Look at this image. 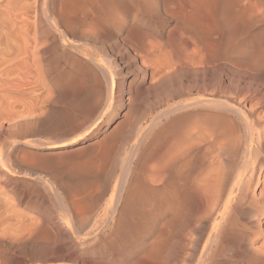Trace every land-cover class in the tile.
Instances as JSON below:
<instances>
[{
    "label": "rangeland",
    "instance_id": "rangeland-1",
    "mask_svg": "<svg viewBox=\"0 0 264 264\" xmlns=\"http://www.w3.org/2000/svg\"><path fill=\"white\" fill-rule=\"evenodd\" d=\"M256 1L153 0L152 9L147 10L140 0H0V156L9 163L2 171L4 180L0 178V264H72L55 250L60 245L56 236L60 234L65 208L74 215L89 212V207L99 208L98 217L83 230L99 224L103 228L100 227L101 238L106 236L108 242L112 241L115 234L108 237L111 232L104 227L106 222L111 224L110 216L108 221L102 218L113 211L114 195L127 176L125 169L144 156L141 151L148 145L154 148L148 162L156 163L155 157H162L158 153L166 154L177 144L180 128H187L183 121L188 123L192 118L193 124L188 126L196 125V114L202 109L198 104L201 76L207 67L212 68L204 71L210 75L207 96L217 102L232 97L236 104L250 109L258 98L264 97V0ZM166 9H172L168 17ZM250 16L256 23L251 22ZM118 18L126 21L123 29L117 24ZM144 32L152 35L146 41L150 52L153 49V57L151 53L145 57L139 49ZM191 39L198 45L191 59L197 68L183 60L185 42ZM153 40L164 42L160 45L163 49L169 46L163 50ZM220 61L223 66L218 65ZM231 61L242 69L238 65V70L230 68V90L225 92L220 90L219 79L224 64ZM181 64L182 69L178 67ZM214 89L218 90L216 97L210 94ZM187 100L192 104H187ZM263 110H259L260 116ZM158 116L162 117L159 122L152 123ZM147 125V134L140 139ZM138 144L140 154L136 150ZM164 185L165 181L149 184L143 194L134 187L125 193L126 219L120 229L126 232L133 225L134 232L125 234L121 252L113 254L103 255L98 244L87 241L77 251L81 252L82 263L194 264L199 252L190 247L195 231L205 227L200 221L204 199L193 195L183 206L177 191L168 199L172 202L168 205ZM146 201L148 210L153 211L143 225L139 215ZM28 226L41 229L33 231ZM263 237L258 236L253 242L255 247ZM186 251L193 256L187 257ZM216 261L237 263L231 257ZM253 262L264 264V252Z\"/></svg>",
    "mask_w": 264,
    "mask_h": 264
},
{
    "label": "bare ground",
    "instance_id": "bare-ground-1",
    "mask_svg": "<svg viewBox=\"0 0 264 264\" xmlns=\"http://www.w3.org/2000/svg\"><path fill=\"white\" fill-rule=\"evenodd\" d=\"M140 1H142L143 6L147 10H149L155 3V2H153V0H140ZM165 2L163 1V3H165ZM169 4L170 3L165 4V6L169 5ZM187 4H186V6H187ZM190 6H192V5H190ZM162 8L165 9L166 7H162ZM169 8H172V7L170 6ZM184 9H185V7L183 8V11H184ZM262 9L264 10V5H263ZM262 9L260 8L261 11H262ZM155 10H156V8H155ZM160 10H163V9H160ZM169 10L170 9L164 10V12L167 14V17L169 16ZM181 10H182V8H181ZM165 13H163V14H165ZM175 13H177V12H174V15H176ZM184 14H185V12H184ZM251 15H253V13ZM172 16H173V12H172ZM186 17H188L187 14H186ZM160 18H161V16H160ZM249 18L252 20L251 16ZM253 18L255 20V17H253ZM185 19L183 20L184 22H186ZM189 19L190 18H188V20ZM117 20H118L117 24L119 25V28L123 29L126 21H123L122 19H119V18ZM179 20H181V17ZM251 22H254V21L252 20ZM254 23H256V22H254ZM182 27L183 26H181V28ZM179 28L180 27H178L177 29H179ZM183 28H186V27L184 26ZM173 29L174 28H172V30ZM187 29H186V31H187ZM180 31H181V29H180ZM153 32H158V30H154ZM143 34L145 36V39L140 41L139 49L145 55V57H148L150 55L149 53H151L153 49L150 52V47L147 44L146 37H152V35L150 33H146V32H144ZM184 35H186V34L184 33ZM134 36H136V35H134ZM132 38L130 36V39H132ZM134 38H136V37H134ZM182 38H184V37H182ZM190 38L191 37H189V40H190ZM156 39H157V37H156ZM189 40H187L185 42V47L183 49L185 51L183 52V50H182V52L184 53L183 54L184 55L183 60L185 62L189 61L191 67H193L194 65L191 64V59L192 60L194 59V58H192V57H194L193 52H194V50H197L198 47H196V46H198V45L195 43L196 41L194 39H193V41H195V42H193L192 39H191L192 42ZM153 42H159V41L153 40ZM130 43H131V41H130ZM161 43L159 42V44H156V45L160 46ZM165 44H167V43L165 42ZM193 44L194 45L196 44L195 47H193ZM152 45H153V43H152ZM167 45L169 46V44H167ZM167 45L165 46L166 47L165 49H167ZM181 46H184V45H182V43H181ZM130 47H133V46H130ZM151 48H155V47L151 46ZM161 48L163 49L164 47H161ZM165 49H163V50H165ZM199 52H200V48H199ZM135 53H134V55H135ZM152 53H151L150 57H153ZM144 55H142V56H144ZM179 55L181 56L182 54H179ZM137 56H139V55H137ZM135 57H136V55H135ZM176 57H178V55ZM142 58H144V57H142ZM137 59H139V58H137ZM146 59H148V58H146ZM262 59H264V58H262ZM178 60H179V57H178L177 61ZM180 61H182V60H180ZM226 61H228V59ZM178 62H176V64ZM211 62H213V61H211ZM234 62H232L234 66L232 64H230L229 62L225 63L224 64L225 69L222 70V72H221V76L219 79L220 80L219 81V83H220L219 87H220V90L222 89L225 92L230 88V83L227 80V78L229 77V74H230L229 73L230 68L231 69L234 68V70H238V68H235V65H236V67L240 66L236 62H235L236 64H234ZM193 63H194V61H193ZM170 64H172V63H170ZM170 64H169V66H170ZM194 64H196V63H194ZM213 64H212V66H213ZM215 64H217V63H215ZM219 64H222V62L221 63L218 62V65ZM196 65H198V62ZM199 65H201V64H199ZM206 65L205 66L202 65V66L205 68ZM208 65H210V63ZM169 66L167 65V67H169ZM180 66H181V68H180ZM214 66L217 67L216 65H214ZM219 66H223V64L219 65ZM176 67H174L175 70H176ZM178 67L180 69H182V64L179 65ZM184 67H185V64H184ZM194 67L197 68L196 66H194ZM186 68H188V67H186ZM220 68H218V69H220ZM239 68H241V66ZM208 69H212V68L207 67L206 71L205 70L204 71L207 73ZM244 70H245V68H244ZM204 71L202 72V76L200 75L201 76L202 94L198 98L200 101L198 104L202 107V109H201V111L197 112V114H196V119H197V122L195 121L196 125H194V127L191 126L193 128L188 126V123L193 124L191 122L192 118H191V120H189L190 122H188V123H187V121H183L184 124H187V128H183L184 126H182V128H180L181 132H179L178 137H176L178 139L177 144L172 145L171 148H169V150L166 151V154L162 151H161L162 153H158L159 155L156 154V155H158V157L162 156L160 160L156 159L155 155H153L155 157L154 160L156 163H151V161L148 162V160H149L148 157L151 160L152 159L151 156L153 153L152 152L153 147L151 145H148L145 148V150L147 149V152H145V150L141 151V152L145 153L146 155L144 154V156L138 157V160L137 161L135 160L136 161L135 164L132 163V165H130L128 169H125V170H127V176H126L125 180L122 181L123 183H121L119 189L117 190V194L114 195V198L112 196L113 202H114L113 211L111 212V214L109 212H106V213L103 212V213H105V216L103 217L104 219L102 218V220L103 221L105 219L107 220V219H109L108 217L110 216L109 220L112 221L111 224L107 223V222H106V224L104 223L105 224L104 227L107 226L111 232L110 234L108 233L109 235H107V236L109 237V236H113V234H115L114 239L112 238L113 239L112 241L109 240L110 242H108L106 239L107 238L106 236L104 238H101L100 232H102V231L100 230V227L102 228V226H100L99 224H95V223H94L95 225L92 224V226L86 232H84V230H83V229H85V227L87 229L89 223L90 224L92 223L91 220H93L94 218L96 219L98 217L97 214L99 212L98 211L99 208H97L98 209L97 210L94 207L91 210V208L89 207L88 208L90 210L89 212L83 213V211H82V214H76V215H74L73 212H71V211L67 210V208H65L64 219L62 218L63 221L60 224V227L58 230L60 233L59 235L61 237H59V235L56 236V237H58L57 240H58L60 245L55 246V250L63 253V255H62L63 259L71 260L72 264H80V263L85 264V262L82 263V261H81L82 260L81 256H80L81 252L78 253L77 251H79L80 248L85 247L87 245L86 244L87 241L89 242V240H93L92 242H90L92 244H98L99 249L103 250V253H104L103 255H106L107 253L113 254L115 252H121V249L123 247L121 245H123L122 241L125 240L124 239L126 236L125 234L131 232L132 230H135V229H133L135 227V226L133 227V225L132 226L129 225L130 227H128V228L126 227L127 229L124 230L126 232H121L122 230L120 229L122 224H123V220L126 219V217L124 216V213H126L124 205L127 202V198H125V196H124L125 193L127 194L128 192H130L132 187H134L135 191L141 190L140 192L143 194L145 190H148L149 184L165 181L164 186H165V190L167 191L166 193L168 194V198H166L168 205L172 204V202L169 201L170 200L169 198H171L172 194L176 193L177 191L180 193L181 204L183 206L187 205L188 200H190L193 195H195L198 198L201 197L204 199L203 204L205 205V209H204L201 217L200 216H197V217L201 218L200 219L201 225L203 224L205 226L203 228L207 229V231L204 229L195 231L194 242L192 244L190 243L191 244L190 248H192V249L194 248V249L198 250V252H199V255L197 256L194 264H219L220 262L218 263L216 261L217 259H219V257H222V258L231 257V259L235 258V260H237L236 264H255L253 262V260L257 259L260 256L261 252H264V239L262 241H260L261 242L260 245H258L256 247L253 244V242L258 238V236H264V218L263 219L261 218L262 216H264V110H263V113H261L262 116L259 115V110L264 108V97L258 98L255 105L252 106L250 109H246V108L239 106L238 104L235 103V101H232V97L230 100H226V101H222V100L218 99L219 102H217V99H214L213 97L210 98L209 96H207V90L210 86V79L207 76L209 74H205ZM208 73H211V72H208ZM245 73L247 74L246 71H245ZM258 76H260V75H258ZM189 77H191V76H189ZM262 80H264V79H262ZM214 81H215V79H214ZM257 81H259V80L257 79ZM189 82L190 81H188V83ZM211 82H212V80H211ZM240 83H242V82H240ZM242 85H246V84H242ZM250 86H252V85H250ZM217 91H218L217 89H214V90L210 91L211 92L210 94L215 95V94H217ZM227 93H224V94L227 95ZM230 93H232V92H230ZM238 93L236 95H238ZM262 96H263V94H262ZM214 97H216V95ZM193 98H195V97H193ZM129 99H130L129 94H127L126 100H128V102H130ZM198 99L196 98L195 101H197ZM122 101H124V98ZM183 103H185V101ZM189 103H191V101L187 100V104H189ZM183 105L184 104H182V106ZM179 106H181V104H179ZM210 107L211 108H223L225 111H220V112L214 111L212 109H209ZM184 108H185V105H184ZM190 108H191V106H190ZM190 114H192V113H190ZM194 114L195 113H193L192 115L194 116ZM160 118H162V117L161 116L155 117L152 120V123H155ZM177 119H179V117ZM119 123H121V122H119ZM149 127H150V125H147L145 127L146 129H145L142 137L139 136V138L141 137L140 139L143 138L144 134H147L146 133L148 131L147 128H149ZM141 132H143V130ZM173 134L177 135V133H173ZM176 135H174V136H176ZM170 139H172V137ZM173 142L175 143V141H173ZM144 143H146V142H144ZM139 146L140 145L138 144V147H137L138 149H136V150H138V152L140 151ZM141 147H142V144H141ZM139 154H140V152H139ZM135 155L136 154L134 153V156ZM8 167H9V163L7 161H4L2 159V157L0 156V178H1V180H4V178H5V176H4L5 174H2V171L7 169ZM127 167H128V164H127ZM6 176H7V174H6ZM160 184L161 183H159V185ZM16 187H14V188H16ZM142 194H140V195H142ZM63 198H65V197H63ZM151 198H152V196H151ZM140 199H142V198H140ZM135 201H137V199ZM105 203L107 204V202H105ZM133 203H134V201H133ZM75 204L77 205L76 202H75ZM108 204H107V206H108ZM118 205L119 206L121 205L120 209L118 208ZM134 205L135 204H133V206ZM138 205H140V204H138ZM147 205H148V202L146 201L144 203V206H142V210H140V215L138 214L139 218L142 220L143 225L145 224L144 219L147 218V215H151L152 211H153V209H152V211L150 209L148 210L149 206H147ZM152 205H153V203H152ZM100 207H102V206H100ZM137 207H139V206H137ZM75 208H76V206H75ZM80 208L81 207H79V209ZM130 209H131V207H130ZM154 209H155V207H154ZM76 210H78V209H76ZM102 211H103V209H102ZM80 213H81V211H80ZM61 215H63V214H61ZM134 216H133V218H135ZM124 217H125V219H124ZM136 217H138V216L136 215ZM135 219H138V218H135ZM163 220H165V219H163ZM103 221H102V223H103ZM128 221H130V220H128ZM102 223H101V225H102ZM126 224H127V222H126ZM162 225H164V224H162ZM162 225H159V226L162 227ZM53 226L56 227L54 224H53ZM166 226H168V225H166ZM29 227L30 226H28V228ZM46 227H48V226H46ZM163 227H165V226H163ZM44 228L45 227H43L42 229L44 230ZM67 228H69L68 231H66ZM197 228H200V226H197ZM197 228H196V230H197ZM32 229H33V231H34V229L36 231H38L41 228L38 230L36 228H31L30 230H32ZM167 229H169V228H167ZM46 230H47V228H46ZM51 230L53 231L52 228H51ZM80 230H83L84 233H81L82 231H80ZM48 231H49V228H48ZM132 232H134V231H132ZM48 234H51V232L50 233L48 232L46 235H48ZM53 235H55V233H53ZM156 235L158 236V234H156ZM54 241H55V239H54ZM174 241H176V240H174ZM79 244H82V246H79ZM187 244L188 243L186 241H184V243H183L184 248H187L189 246ZM92 251H93V249H92ZM54 254H52V255H54ZM48 255H51V254H48ZM85 255L86 254H84V256ZM192 256H193L192 253L187 252V257H192ZM58 260H60V259H58ZM65 262H63V264ZM53 263H56V262H53ZM182 263H185V262H182ZM57 264H58V262H57ZM59 264H61V263H59ZM94 264H95V262H94Z\"/></svg>",
    "mask_w": 264,
    "mask_h": 264
}]
</instances>
